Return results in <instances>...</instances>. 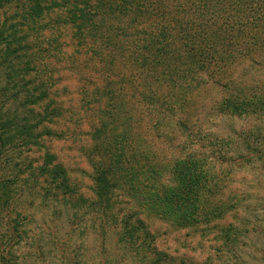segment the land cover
Segmentation results:
<instances>
[{
	"label": "trees",
	"instance_id": "trees-1",
	"mask_svg": "<svg viewBox=\"0 0 264 264\" xmlns=\"http://www.w3.org/2000/svg\"><path fill=\"white\" fill-rule=\"evenodd\" d=\"M258 48L264 0H0V264H17L33 231L65 264L74 234L95 242L91 264H176L148 218L214 233L216 252L238 236V264H264L229 188L234 168L254 163L250 146L238 153V133L208 127L264 109L249 91L239 100L229 64ZM63 75L77 85L73 110ZM212 86L220 95L204 101ZM74 115L87 126L89 195L46 145ZM229 215L238 226L219 224Z\"/></svg>",
	"mask_w": 264,
	"mask_h": 264
},
{
	"label": "rangeland",
	"instance_id": "rangeland-1",
	"mask_svg": "<svg viewBox=\"0 0 264 264\" xmlns=\"http://www.w3.org/2000/svg\"><path fill=\"white\" fill-rule=\"evenodd\" d=\"M229 64L233 68L234 74L238 76L239 100L245 99L244 94L249 91L254 97L250 98L252 102L264 101V49L258 48L251 54L241 55ZM63 76L65 79L62 82L68 86V91H63L65 93V96L62 97L63 106L65 109L73 110L78 106L76 100L78 96L76 94L77 85L73 77ZM220 92V88L212 86V89L203 95L204 101L209 102L217 98ZM71 118L70 121L65 119L60 123L59 130L66 131V127H68L64 137L60 140H46V145L57 156V160L68 169L72 181L82 186L81 192L89 195L91 169L81 149V146L86 143L82 133L87 130V126L77 121L75 115ZM78 124L82 125L77 127ZM208 127L211 132L221 135L231 130L238 133V153L241 152L239 147L241 148L242 145L249 144L250 146L248 154L252 152L254 163L234 168L229 174V188H231V192L242 197L243 206L237 212L239 222L243 221L249 230L247 238L249 241L252 240L249 244L263 250L258 251L256 256H262L264 255V172L260 170V160L264 159V109L238 113V117L232 118L216 116L211 118ZM238 219L229 215L219 221V224L234 223L235 226H238ZM145 222L155 236L154 244L158 250L169 254L176 264L202 263L207 256L210 259H207L206 263L210 261L207 264H238V236L237 242L233 246L226 249L220 248L221 250L216 252L214 249L217 250V242L212 238L214 233H210L208 237L201 239L197 235H192L188 230H173L164 222L156 219L148 218L145 219ZM33 232L27 237L25 243H22L20 250L15 253L19 256L17 264H65L61 261L60 255L54 247L50 245L49 239L44 235L38 237L36 232ZM58 234L61 235V238H66L60 228ZM36 237L37 239L42 238L40 243L43 245L39 252H36L34 248L37 242ZM247 238H243L241 241L245 242ZM69 244L70 253L76 254L75 264H80L81 260L87 257L88 264L93 262L89 258V256L95 255V252L93 253L95 242L92 237L83 238L79 234L78 237L74 234ZM200 244L203 247H200ZM252 247H243L241 255L252 254ZM83 255L85 256L83 257Z\"/></svg>",
	"mask_w": 264,
	"mask_h": 264
}]
</instances>
